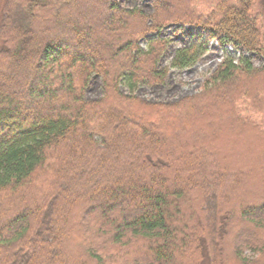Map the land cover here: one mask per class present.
Listing matches in <instances>:
<instances>
[{
	"label": "trees",
	"instance_id": "16d2710c",
	"mask_svg": "<svg viewBox=\"0 0 264 264\" xmlns=\"http://www.w3.org/2000/svg\"><path fill=\"white\" fill-rule=\"evenodd\" d=\"M153 1L154 33L201 30L171 68L195 66L213 40L264 57V0ZM145 19L116 0L6 1L0 264H264V194L238 197L248 168L219 144L224 129L264 142V120H231L247 105L264 119V66L226 57L211 77L216 101L201 109L225 120H202L197 140L181 141V120H157L179 107L121 91L168 74L158 65L166 42L148 38L146 51L136 40L132 21ZM94 75L103 97L90 101Z\"/></svg>",
	"mask_w": 264,
	"mask_h": 264
},
{
	"label": "rangeland",
	"instance_id": "374dc122",
	"mask_svg": "<svg viewBox=\"0 0 264 264\" xmlns=\"http://www.w3.org/2000/svg\"><path fill=\"white\" fill-rule=\"evenodd\" d=\"M6 1L0 0V13H2ZM116 5L125 10H137L147 17L148 20L145 19V24L143 21L141 23L135 20L132 21L134 29L136 26L140 30L136 40L140 48L146 51L149 50L148 38L165 41L166 49L158 65L160 69L166 68L168 70L163 84H143L134 93H131L128 88L122 86L121 91L128 95H134L145 103L162 104L168 109H178L179 107V113L172 114L173 111L169 109L164 113H160L161 115L157 117V120H181L178 125L179 132H181V141L192 142L194 139L197 140L195 133L203 126L204 122L202 120H225L221 116L218 119H209L207 116H203L201 109L203 108L202 106L213 103V100L214 102L216 101L213 96L214 92L211 89V77L226 57L234 58L236 62L241 58H248L254 67L260 68L264 66V57L254 52H247L243 48H237L234 45H222L217 40H213L208 44L207 52L195 66L185 70L171 68V63L177 50L189 47L201 40L200 35L202 34L200 28L189 24L182 27L178 23H169L163 26L160 32L154 33L155 31H151L150 29V25H152L151 17L155 13L153 0H116ZM226 91L223 96L228 93ZM102 97V78L94 75L86 90L85 98L86 100L96 101ZM186 120H193V122L191 125H188ZM231 120L264 119L259 112L247 105L243 106L241 113L232 117ZM207 134L213 133L210 130ZM246 137L248 136H240L239 132L232 134L227 129L222 130L219 136V144L223 148V152L226 153L225 157H227L229 151L232 152V161L234 162L231 163L234 164L233 167H238V165H240L239 167H243L240 162H244L243 165L248 168L249 178L237 186L238 197L247 196L252 191L255 192V190L260 193L262 191V194H264V142L249 140ZM233 138H236L235 143L232 142ZM204 139L208 144L210 139L213 138L211 135H207ZM238 162L239 164H235ZM45 173L43 172V175ZM44 177H46V174L41 178ZM50 188L54 189V186L52 185ZM36 189L40 196L44 195V187L38 184Z\"/></svg>",
	"mask_w": 264,
	"mask_h": 264
}]
</instances>
